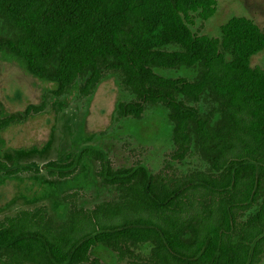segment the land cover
<instances>
[{"label": "trees", "instance_id": "1", "mask_svg": "<svg viewBox=\"0 0 264 264\" xmlns=\"http://www.w3.org/2000/svg\"><path fill=\"white\" fill-rule=\"evenodd\" d=\"M215 4L0 0V52L53 84L38 103L0 109V129L42 112L75 84L76 97H90L112 74L126 92L116 119L161 108L171 143L156 171L140 158L113 167L102 148L86 147L111 197L85 207L67 193L64 215L39 205L0 218V264H105L99 244L133 264L261 261L264 65L251 58L264 49V24L241 14L223 21L219 35L194 31L192 13L206 19Z\"/></svg>", "mask_w": 264, "mask_h": 264}, {"label": "rangeland", "instance_id": "2", "mask_svg": "<svg viewBox=\"0 0 264 264\" xmlns=\"http://www.w3.org/2000/svg\"><path fill=\"white\" fill-rule=\"evenodd\" d=\"M215 7V12L206 19L193 12L191 28L199 33L219 35L223 21L241 14L259 25L264 24V0H216ZM251 64L264 65V49L252 56ZM52 86L51 82L30 74L16 57L0 52V109L3 114L22 110L29 102H40L43 91ZM76 87L77 84L66 96L53 97L42 112L32 113L25 121H15L0 129V155L7 156L9 161L21 157L44 160L61 156V151L63 155H69L83 145H96L107 152L113 167L132 165L140 158L152 171H156L171 148L166 112L156 107L146 109L139 119H116V103L126 97V92L112 74L99 82L90 97H76ZM87 167L84 168L86 171ZM80 173H83V168ZM21 178L0 173V215L6 212L3 207L12 198L16 203H10L11 211L27 205L22 197L16 198L28 182H21ZM95 179L99 181V177ZM93 189L100 192L92 191L91 197H84L87 207L112 195L109 190V194L104 196L106 186L92 183L85 194ZM40 201L43 200H36L34 204ZM96 254L105 264H133L120 259L105 245L99 244ZM258 264H264V257Z\"/></svg>", "mask_w": 264, "mask_h": 264}, {"label": "flooded vegetation", "instance_id": "3", "mask_svg": "<svg viewBox=\"0 0 264 264\" xmlns=\"http://www.w3.org/2000/svg\"><path fill=\"white\" fill-rule=\"evenodd\" d=\"M86 134L88 133L86 132ZM94 146L96 145H83L78 149H74L69 155H63L64 153H61V151L59 153L61 156L44 160H30L21 157L16 161H9L7 156L0 155V162L4 163V165H0V173L6 176L22 177L21 182L24 180L28 181L23 187L24 191L19 196H16V198L22 197L25 199L24 203L27 205H21V207L11 211L9 210L10 203H16L12 198L3 207L6 212L4 211L5 213L0 215V218L14 214L20 208H30L39 205H47L52 212L64 215L67 209L64 196L67 193L77 194L78 203L87 207V205H84V197L87 195L91 197L92 191L100 192L97 189H93L85 194L91 183L99 187L105 185L106 194L104 196H107L111 188L98 173L100 162L83 152L86 147ZM108 159L110 158L108 157ZM92 163L95 165H92ZM85 165H89V167ZM97 165L98 168L96 169ZM85 167L88 168V171L84 169ZM82 168L83 173H80ZM14 169L18 170L15 171ZM96 177H99V181L95 179ZM36 200L43 201L34 204Z\"/></svg>", "mask_w": 264, "mask_h": 264}]
</instances>
